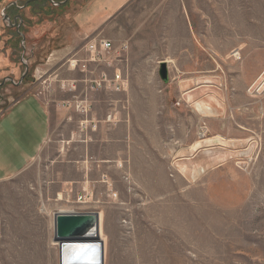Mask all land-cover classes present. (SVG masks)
<instances>
[{
	"label": "rangeland",
	"instance_id": "rangeland-1",
	"mask_svg": "<svg viewBox=\"0 0 264 264\" xmlns=\"http://www.w3.org/2000/svg\"><path fill=\"white\" fill-rule=\"evenodd\" d=\"M110 1L0 0V112L69 89L92 38L129 41L133 92L108 194L58 200L36 167L0 182V264H60L56 211L99 212L103 264H264V0Z\"/></svg>",
	"mask_w": 264,
	"mask_h": 264
},
{
	"label": "crops",
	"instance_id": "crops-1",
	"mask_svg": "<svg viewBox=\"0 0 264 264\" xmlns=\"http://www.w3.org/2000/svg\"><path fill=\"white\" fill-rule=\"evenodd\" d=\"M131 1L113 0L110 4L120 7ZM123 42L128 44L130 50L129 41ZM63 56H57L55 62L58 63ZM122 59L115 61V67L129 75L128 64L125 65ZM70 63V70L76 72L70 71L73 78L68 79L77 84V89L44 87L36 93H26L17 88L16 100L0 112V182L24 169L36 167L39 168L38 174L44 176L38 184H57V199L65 196V202L72 204L75 203L72 198L75 199L85 190H92L93 185L108 194V184L115 182L114 170L121 169L115 145L126 143L131 136L133 92L130 83L126 91L119 92L84 88L83 77L77 78L84 76L80 65L75 67V59ZM103 69L113 73L111 67ZM41 70L38 69L39 74ZM54 73L62 74L61 68ZM85 94L92 103L91 112L86 117L66 105V101L75 97L82 99ZM109 115L111 118H108ZM84 118L97 123L96 131L87 139L84 130L80 131ZM93 143L101 144L100 154L92 152ZM109 144L114 145L112 150L108 148ZM111 177H114L113 180Z\"/></svg>",
	"mask_w": 264,
	"mask_h": 264
},
{
	"label": "built area",
	"instance_id": "built-area-1",
	"mask_svg": "<svg viewBox=\"0 0 264 264\" xmlns=\"http://www.w3.org/2000/svg\"><path fill=\"white\" fill-rule=\"evenodd\" d=\"M84 50L85 58L75 59V67L77 64L80 65L81 71L85 74L81 81L85 83L87 89H108L117 92L127 90L129 85L128 76L119 67H115V61L129 50L126 42L116 45L108 38H92L87 41ZM101 65L113 68V73L110 74L108 70L100 69ZM61 87L64 88L66 85L61 83ZM70 88L77 89L78 86L73 82L70 84ZM66 105L73 107L75 111L80 112L84 117L92 109L91 100L86 94L82 99L75 97L66 101ZM108 118H111V115ZM81 126L83 131L86 128L96 127L97 123L92 119L84 118ZM77 200L82 202L85 200V196L79 195Z\"/></svg>",
	"mask_w": 264,
	"mask_h": 264
},
{
	"label": "water",
	"instance_id": "water-1",
	"mask_svg": "<svg viewBox=\"0 0 264 264\" xmlns=\"http://www.w3.org/2000/svg\"><path fill=\"white\" fill-rule=\"evenodd\" d=\"M159 74L164 81H168L169 67L164 61L160 64ZM54 226V242L59 244L60 264L104 263L99 212L56 211Z\"/></svg>",
	"mask_w": 264,
	"mask_h": 264
},
{
	"label": "trees",
	"instance_id": "trees-1",
	"mask_svg": "<svg viewBox=\"0 0 264 264\" xmlns=\"http://www.w3.org/2000/svg\"><path fill=\"white\" fill-rule=\"evenodd\" d=\"M48 1L51 2L50 0H36L35 2L30 3L29 5H32L34 3H38L39 5H41L44 8L45 6H47Z\"/></svg>",
	"mask_w": 264,
	"mask_h": 264
},
{
	"label": "flooded vegetation",
	"instance_id": "flooded-vegetation-1",
	"mask_svg": "<svg viewBox=\"0 0 264 264\" xmlns=\"http://www.w3.org/2000/svg\"><path fill=\"white\" fill-rule=\"evenodd\" d=\"M35 1H36V0H29L30 3L35 2ZM50 1L52 2L53 0H50ZM16 7L19 8L20 6H19L18 4H16ZM17 15H19V14H16V16H17ZM18 19H19V18H17L16 21H17Z\"/></svg>",
	"mask_w": 264,
	"mask_h": 264
},
{
	"label": "bare ground",
	"instance_id": "bare-ground-1",
	"mask_svg": "<svg viewBox=\"0 0 264 264\" xmlns=\"http://www.w3.org/2000/svg\"><path fill=\"white\" fill-rule=\"evenodd\" d=\"M233 55L238 56L239 55V51L235 50Z\"/></svg>",
	"mask_w": 264,
	"mask_h": 264
}]
</instances>
